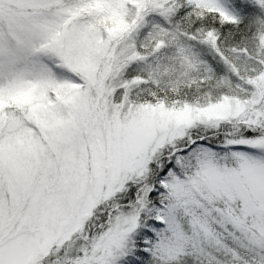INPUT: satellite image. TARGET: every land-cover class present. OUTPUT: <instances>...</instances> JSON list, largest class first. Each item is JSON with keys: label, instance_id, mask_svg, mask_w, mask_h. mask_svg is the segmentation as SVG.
<instances>
[{"label": "snow or ice", "instance_id": "6c2138e0", "mask_svg": "<svg viewBox=\"0 0 264 264\" xmlns=\"http://www.w3.org/2000/svg\"><path fill=\"white\" fill-rule=\"evenodd\" d=\"M0 264H264V0H0Z\"/></svg>", "mask_w": 264, "mask_h": 264}]
</instances>
